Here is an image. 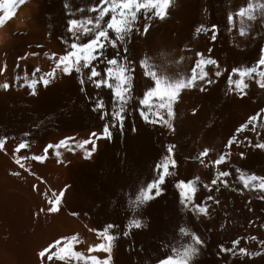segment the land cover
<instances>
[{
	"label": "bare ground",
	"instance_id": "6f19581e",
	"mask_svg": "<svg viewBox=\"0 0 264 264\" xmlns=\"http://www.w3.org/2000/svg\"><path fill=\"white\" fill-rule=\"evenodd\" d=\"M0 264H264V0H0Z\"/></svg>",
	"mask_w": 264,
	"mask_h": 264
}]
</instances>
